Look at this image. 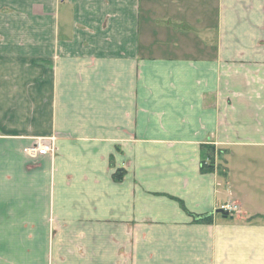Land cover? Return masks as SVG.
Returning a JSON list of instances; mask_svg holds the SVG:
<instances>
[{
  "label": "crops",
  "instance_id": "0c3cea01",
  "mask_svg": "<svg viewBox=\"0 0 264 264\" xmlns=\"http://www.w3.org/2000/svg\"><path fill=\"white\" fill-rule=\"evenodd\" d=\"M0 264H264V0H0Z\"/></svg>",
  "mask_w": 264,
  "mask_h": 264
},
{
  "label": "built area",
  "instance_id": "2783aa9c",
  "mask_svg": "<svg viewBox=\"0 0 264 264\" xmlns=\"http://www.w3.org/2000/svg\"><path fill=\"white\" fill-rule=\"evenodd\" d=\"M53 141V140H52ZM25 152L31 157H38L54 152L53 142L48 143H36L30 147L25 148ZM220 210L228 212L229 214L236 213L237 206L234 204L222 205Z\"/></svg>",
  "mask_w": 264,
  "mask_h": 264
},
{
  "label": "trees",
  "instance_id": "16d2710c",
  "mask_svg": "<svg viewBox=\"0 0 264 264\" xmlns=\"http://www.w3.org/2000/svg\"><path fill=\"white\" fill-rule=\"evenodd\" d=\"M214 152L211 153V156L205 157L202 162V171L208 172L212 171L214 168V158H213Z\"/></svg>",
  "mask_w": 264,
  "mask_h": 264
},
{
  "label": "water",
  "instance_id": "95a60500",
  "mask_svg": "<svg viewBox=\"0 0 264 264\" xmlns=\"http://www.w3.org/2000/svg\"><path fill=\"white\" fill-rule=\"evenodd\" d=\"M218 213H221L223 216L227 217L229 215L228 212H224L223 210H218Z\"/></svg>",
  "mask_w": 264,
  "mask_h": 264
},
{
  "label": "rangeland",
  "instance_id": "374dc122",
  "mask_svg": "<svg viewBox=\"0 0 264 264\" xmlns=\"http://www.w3.org/2000/svg\"><path fill=\"white\" fill-rule=\"evenodd\" d=\"M51 142H53V141L51 140ZM214 154H216V153H214ZM219 165H220V166H222V164H221V163H219ZM235 212H236V213H235L236 215H237V214H239V213L241 212V210H240V207H239V206L237 207V211H235Z\"/></svg>",
  "mask_w": 264,
  "mask_h": 264
}]
</instances>
